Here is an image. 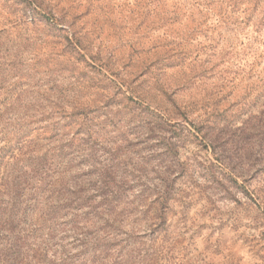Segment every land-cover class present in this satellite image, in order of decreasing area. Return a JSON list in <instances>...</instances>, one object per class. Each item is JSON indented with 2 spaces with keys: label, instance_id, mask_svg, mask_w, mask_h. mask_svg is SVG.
Returning a JSON list of instances; mask_svg holds the SVG:
<instances>
[{
  "label": "rangeland",
  "instance_id": "obj_1",
  "mask_svg": "<svg viewBox=\"0 0 264 264\" xmlns=\"http://www.w3.org/2000/svg\"><path fill=\"white\" fill-rule=\"evenodd\" d=\"M192 3L0 0V264H264V46Z\"/></svg>",
  "mask_w": 264,
  "mask_h": 264
},
{
  "label": "trees",
  "instance_id": "obj_2",
  "mask_svg": "<svg viewBox=\"0 0 264 264\" xmlns=\"http://www.w3.org/2000/svg\"><path fill=\"white\" fill-rule=\"evenodd\" d=\"M191 8H195L199 15L207 14V19L217 18L213 30H220V36H224L223 43L227 52L234 56H242L247 59V66L252 72L260 67L262 50L255 45L264 46V38L261 35V27L264 25V0H192ZM185 15L194 13L183 10ZM204 24V23H201ZM206 24V23H205ZM252 26L253 36L245 31ZM245 33V36L243 34ZM245 38L248 39L245 41ZM179 42H173V46L179 47ZM241 54V55H240ZM241 57V59H242ZM235 58V57H234ZM233 58V59H234ZM239 58V57H238ZM234 60H237L236 58ZM239 61V60H238ZM262 84L256 88H250L252 92H258L256 98L264 96V74Z\"/></svg>",
  "mask_w": 264,
  "mask_h": 264
}]
</instances>
